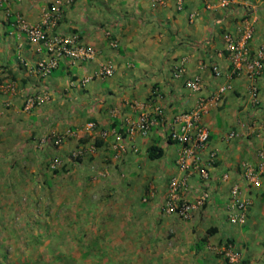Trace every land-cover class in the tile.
Segmentation results:
<instances>
[{
  "label": "crops",
  "instance_id": "obj_1",
  "mask_svg": "<svg viewBox=\"0 0 264 264\" xmlns=\"http://www.w3.org/2000/svg\"><path fill=\"white\" fill-rule=\"evenodd\" d=\"M21 16L35 24L50 18V34L77 33L96 56L61 59L50 74H41L37 63L49 58L47 44L28 39L17 27ZM249 22L257 48L264 42V0H5L0 6V143L17 153L14 160L30 170L34 182L46 179L51 196L73 193L77 204L70 212L75 215L72 224L75 229L86 224L89 230L86 238L75 237L77 256L61 238V264H110L117 259L121 264H264V172L251 188L244 179L249 168L259 165L264 149V69L257 80L234 73L225 39L227 32L242 35ZM109 30L117 46L111 44ZM180 66L186 72L177 77ZM103 67L113 72L102 73ZM193 78L201 80L202 90L187 86ZM254 83L259 86L257 99L251 93ZM42 88L49 90L50 101L26 109L27 95ZM153 97L167 122L147 135L126 133L138 117L136 103ZM201 99L207 100L201 120L209 130L204 161L215 155L207 183L213 197L184 219L167 210L172 180H183L186 174L177 163L182 145L168 139V123L195 110ZM92 122L96 127L90 129ZM152 145L163 149L161 158L149 157ZM80 150L82 155L75 157ZM56 158L60 162L54 168ZM43 165V174L34 173ZM3 172L0 159V197ZM226 172L230 178L223 180ZM236 182L252 201L242 224L229 221L230 190ZM204 185L195 172L180 185L177 201L195 202ZM15 192L12 197H20ZM38 194L32 191L33 198ZM49 203L55 204L50 198L48 207L34 212L47 230L56 222ZM4 209L0 204V235L15 220ZM60 210V228L68 229L70 213ZM228 241L241 251L239 260L229 257ZM44 244L52 246V241ZM39 252L41 259L10 260L46 264L44 250Z\"/></svg>",
  "mask_w": 264,
  "mask_h": 264
},
{
  "label": "built area",
  "instance_id": "obj_2",
  "mask_svg": "<svg viewBox=\"0 0 264 264\" xmlns=\"http://www.w3.org/2000/svg\"><path fill=\"white\" fill-rule=\"evenodd\" d=\"M5 0H0V6ZM59 14V9H56ZM50 19V18H49ZM49 19H45L40 23H31L25 17H19L17 27L26 33L30 41H43L47 44L48 59L40 60L37 63V69L43 75H48L53 68L59 65L61 59H71L74 61H87L96 56L97 51L86 45L77 33H69L67 35L50 34L48 31ZM222 20H217L220 24ZM254 25L250 22L244 29L242 35L234 36L232 33H225L227 41V50L230 62L234 73L245 72L251 78L257 80L262 75L264 69V42L257 48L253 47ZM107 36L111 40L113 46H117L118 42L113 38L112 31H107ZM213 71L216 75H220L221 70L218 64H214ZM111 67H103L102 73L111 74ZM186 72L184 66L178 67L175 71V76L180 77ZM187 86L194 90H202V82L199 78L189 79ZM228 86H223L220 92H225ZM252 96L257 99L259 86L254 83L251 88ZM154 98H151L146 103H136L139 109L137 119L131 121L126 127V133L138 132L142 135H147L154 128L167 122L165 119V111L163 107L158 105ZM50 101V94L47 88H42L40 91L27 95L25 98V108L31 109L37 105H44ZM207 109V100L201 99L197 108L190 112H181L177 114L168 123V139L172 142L182 145V150L179 154L177 163L185 171L183 180L174 179L171 182L172 198L167 203V210L170 213H176L184 219H190L194 209L198 205H204L213 197V192L207 187L212 175L210 165L215 159L214 154H210L209 160L204 161L203 154L209 146V130L202 122V114ZM96 127V123L89 124V128ZM114 133L116 129H113ZM108 132L103 131V136H107ZM123 133L118 136L122 137ZM44 140V139H43ZM83 151L74 153L75 157H80ZM60 160L58 158L52 161V167H57ZM198 172L205 182L204 188L201 190L200 197L195 202L177 201V192L180 185L188 179L192 174ZM264 172V149L260 152V162L256 168H249L244 179L248 188L259 183ZM101 173H98L100 175ZM103 176H108L107 172L102 173ZM101 174V175H102ZM230 174L224 173L223 180H228ZM230 214L229 221L232 224H242L247 221L252 207V201L249 196L244 195L243 188L239 183H233L230 190ZM226 251L233 261L241 258L242 253L233 242L228 241Z\"/></svg>",
  "mask_w": 264,
  "mask_h": 264
},
{
  "label": "rangeland",
  "instance_id": "obj_3",
  "mask_svg": "<svg viewBox=\"0 0 264 264\" xmlns=\"http://www.w3.org/2000/svg\"><path fill=\"white\" fill-rule=\"evenodd\" d=\"M7 145L8 143H0V159H2L3 161L4 170V188L2 192L3 197H0V204L3 206V208H5V215L8 213V215L14 217L15 220H12L11 223L7 225V230H4L0 235V237L4 235V237L0 239V251L3 254L1 255V258L4 256L3 260H5L3 264H15L16 262L10 260L11 257H19V259L27 257L30 258V260L36 258L41 259L43 257L39 254L41 253L39 252L41 250L42 252L43 250L45 252L44 254L46 256V264H61L60 260H58L59 258H61L58 247V243L60 242L61 238L62 243L65 244L67 242L69 244V247L71 248V254L77 256L76 250L80 247L76 246L75 237H79V235H81V237L84 239L89 235L87 232L89 230H86V224L80 225L79 228L76 226V229L72 224L74 221L72 219H75V215L71 214L70 212L73 211L77 204L75 195L73 193L71 195L65 194V197L60 199L59 195L51 196L48 190H45L43 180L45 182L46 179L41 178L40 181L34 182L33 176L30 174V170L17 165V162L14 160V157L15 155H17V153L13 154L9 150V147ZM32 152H34V150ZM84 166L89 171L88 165ZM40 168L41 172L35 171L34 173L43 174V169L45 168L44 165ZM11 176H14L15 181L12 180ZM108 177L109 175L107 176V178ZM6 178H8L9 182L6 180ZM18 178L19 181H16V179ZM26 178H30L31 180L29 179L27 181ZM125 188L126 186H122L121 192L124 191ZM12 189L16 191L15 193H20V197H12ZM32 191H36L37 193H39V197L36 199L33 198ZM49 197L56 204L52 206L49 203V206L51 205L53 209L52 215L56 218V222H54L55 225L53 226L55 227H53V229L47 230L40 227L42 222H37L35 220L34 212L36 211V209L42 211V209L45 208V205H48V201L50 199ZM60 207L67 209V211L70 213L68 214L70 222V224H67L69 225L68 229L60 228L62 224L59 220V218L61 217ZM104 231L107 232L108 230L106 229ZM37 234L38 238L34 240V238L37 237ZM42 234H45L46 240H44V236ZM41 235L42 238H40ZM49 240L52 241V246L44 244L45 241L48 242ZM115 254L118 256V253ZM118 261L119 259H117L115 263L111 261L112 263L110 264H121ZM28 263L44 264L43 262H38V260L27 261L26 264Z\"/></svg>",
  "mask_w": 264,
  "mask_h": 264
},
{
  "label": "trees",
  "instance_id": "obj_4",
  "mask_svg": "<svg viewBox=\"0 0 264 264\" xmlns=\"http://www.w3.org/2000/svg\"><path fill=\"white\" fill-rule=\"evenodd\" d=\"M148 154H149V157L151 159H159V158H161L163 156L164 151H163V149L161 147H159L157 145H152L149 148Z\"/></svg>",
  "mask_w": 264,
  "mask_h": 264
}]
</instances>
